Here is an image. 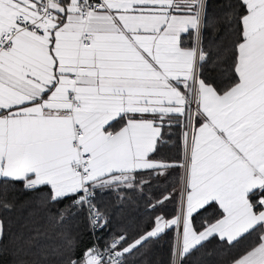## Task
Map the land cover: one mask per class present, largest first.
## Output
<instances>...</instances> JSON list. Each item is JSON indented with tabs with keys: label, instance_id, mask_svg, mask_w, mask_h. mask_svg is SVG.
I'll return each mask as SVG.
<instances>
[{
	"label": "snow or ice",
	"instance_id": "snow-or-ice-1",
	"mask_svg": "<svg viewBox=\"0 0 264 264\" xmlns=\"http://www.w3.org/2000/svg\"><path fill=\"white\" fill-rule=\"evenodd\" d=\"M206 8V0H0V181L39 193L57 226L86 211L95 236L110 223L97 190L123 200L121 189L143 193L144 174L181 170L164 197L179 196L174 217H155L130 243L126 234L103 247L97 238L79 256L67 238L55 250L61 264H128L173 227L172 264L210 239L235 247L253 232L229 264H264V0L228 4L232 75L222 86L203 76ZM174 128L179 159H156ZM54 204L63 207L53 213ZM209 210L195 227L194 214Z\"/></svg>",
	"mask_w": 264,
	"mask_h": 264
},
{
	"label": "trees",
	"instance_id": "trees-1",
	"mask_svg": "<svg viewBox=\"0 0 264 264\" xmlns=\"http://www.w3.org/2000/svg\"><path fill=\"white\" fill-rule=\"evenodd\" d=\"M230 2L234 3L235 0H206L207 27L204 29V44L206 48L211 47V56L204 65L203 76L217 86L227 83L232 75L234 26L226 22L225 16ZM217 56L220 57L219 61ZM173 136L175 140L171 141V145L162 147L159 153L168 162L176 161L180 156L181 141L177 130ZM180 171L178 168L170 169L166 177H149L144 174L142 178H150L151 183L144 187L143 193L138 189H121L125 196L123 200L116 191L97 190L95 203L110 215L108 229L97 233L98 241L105 243L113 235L124 233L130 243L142 232L152 228L155 217H174L179 196L173 195L169 199L164 197L172 191ZM38 197L39 193L25 191L19 183L0 181V220L4 224V236L0 240V264H32L33 261H40V264H61V257L55 254V250L62 249L67 238L76 241V256L92 247L94 237L88 229L85 211L68 216L57 226L54 221L49 220L48 210L37 203ZM157 201L161 203L156 204ZM4 202L10 203L12 207L3 208ZM150 204H156V207L152 209ZM49 207L55 213L63 204ZM210 214L211 210L208 213L201 211L199 215L194 214V226L199 228L201 221ZM176 235L175 227L165 230L158 238L151 239L135 250L128 257V264H172V246ZM32 237L35 238L30 239ZM255 238L256 233L253 232L235 247H229L219 239H210L203 246L192 250L183 264H229L231 258Z\"/></svg>",
	"mask_w": 264,
	"mask_h": 264
},
{
	"label": "crops",
	"instance_id": "crops-1",
	"mask_svg": "<svg viewBox=\"0 0 264 264\" xmlns=\"http://www.w3.org/2000/svg\"><path fill=\"white\" fill-rule=\"evenodd\" d=\"M176 130H177L178 133H179V131H180L179 128H174V129H173V134H174V131H176ZM166 139H169V143L165 145V146L167 147V146H170V145H171V141H174V140H175V136L172 135L171 137H166ZM165 146H163V147H165ZM173 148H174V147H173ZM173 150H174V149H173ZM171 151H172V149L170 150V152H171ZM156 159H158V160H159V159H163V160L167 161L165 158H162L160 154H158V156L156 157Z\"/></svg>",
	"mask_w": 264,
	"mask_h": 264
},
{
	"label": "built area",
	"instance_id": "built-area-1",
	"mask_svg": "<svg viewBox=\"0 0 264 264\" xmlns=\"http://www.w3.org/2000/svg\"><path fill=\"white\" fill-rule=\"evenodd\" d=\"M96 198V197H95ZM94 203H95V200H94ZM86 212V211H85ZM87 215V214H86ZM88 221V220H87ZM88 229H89V231H90V228H89V223H88ZM99 232H101V231H99ZM90 233H91V235L93 236V234H92V232L90 231ZM98 233V232H97ZM97 233H96V235L95 236H93L94 237V241H96L97 240ZM121 234H124V233H121ZM121 234H118L117 236H119V235H121ZM111 240V239H110ZM109 241V240H108ZM99 242V244H100V246L101 247H103L104 246V243L103 242H100V240L98 241ZM93 246V245H92Z\"/></svg>",
	"mask_w": 264,
	"mask_h": 264
}]
</instances>
